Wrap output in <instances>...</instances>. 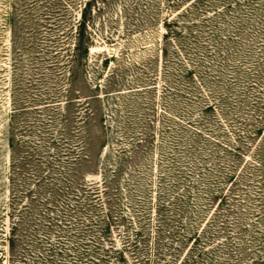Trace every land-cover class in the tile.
<instances>
[{
  "label": "rangeland",
  "instance_id": "1",
  "mask_svg": "<svg viewBox=\"0 0 264 264\" xmlns=\"http://www.w3.org/2000/svg\"><path fill=\"white\" fill-rule=\"evenodd\" d=\"M0 264H264V0H0Z\"/></svg>",
  "mask_w": 264,
  "mask_h": 264
},
{
  "label": "trees",
  "instance_id": "2",
  "mask_svg": "<svg viewBox=\"0 0 264 264\" xmlns=\"http://www.w3.org/2000/svg\"><path fill=\"white\" fill-rule=\"evenodd\" d=\"M79 27H82V24H81ZM79 34H80V33H79ZM12 244H13V241L11 240V241H10V248H12Z\"/></svg>",
  "mask_w": 264,
  "mask_h": 264
}]
</instances>
